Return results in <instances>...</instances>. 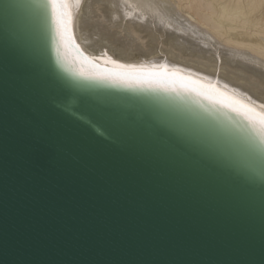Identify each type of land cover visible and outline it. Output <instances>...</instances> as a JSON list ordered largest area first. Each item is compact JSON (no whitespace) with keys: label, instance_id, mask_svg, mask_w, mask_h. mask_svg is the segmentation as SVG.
Segmentation results:
<instances>
[{"label":"water","instance_id":"water-1","mask_svg":"<svg viewBox=\"0 0 264 264\" xmlns=\"http://www.w3.org/2000/svg\"><path fill=\"white\" fill-rule=\"evenodd\" d=\"M0 264H264V122L0 0Z\"/></svg>","mask_w":264,"mask_h":264},{"label":"bare ground","instance_id":"bare-ground-1","mask_svg":"<svg viewBox=\"0 0 264 264\" xmlns=\"http://www.w3.org/2000/svg\"><path fill=\"white\" fill-rule=\"evenodd\" d=\"M104 67L204 89L264 122V0H52Z\"/></svg>","mask_w":264,"mask_h":264}]
</instances>
